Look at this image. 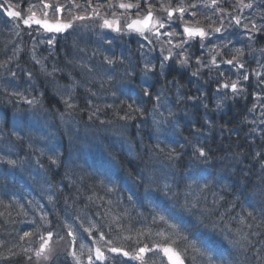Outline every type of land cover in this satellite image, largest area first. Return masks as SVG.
Instances as JSON below:
<instances>
[{"label":"snow or ice","instance_id":"1","mask_svg":"<svg viewBox=\"0 0 264 264\" xmlns=\"http://www.w3.org/2000/svg\"><path fill=\"white\" fill-rule=\"evenodd\" d=\"M225 4L227 7L224 6ZM229 8L237 11V14L233 15L228 10ZM254 8L264 11V0H260L259 3H255V0H248V2L235 0V3H232V0H189L188 3H185V0H177L175 6L172 0H167V2L165 0H135V2L132 0H103V2L101 0H95V2L94 0H83V2H78V0H15V3L13 0H0V12L10 18V21L6 23L13 24L14 34L21 36L23 33L33 41L30 49L31 59L35 65L39 66L40 74L45 77L54 78L56 73L63 70L53 65L49 71L43 59L36 56L39 46L47 45L49 49H53L58 40L65 38V33L72 35L80 27L95 26L108 29L109 31L104 35L110 38L103 40V43L109 48L114 40L133 35L141 37L148 45L153 44L150 37L159 38L164 35L169 38L165 43L170 45L167 49L160 47L161 56L158 65L151 61H144L142 66L137 67L131 62L125 64L127 59L125 57L116 58L107 55L102 56L100 65L95 67H89L87 64L79 65L91 74V82H98L101 88L105 84L111 85L115 82L118 68L123 69V75L120 76L121 81L140 76L142 79L139 94L147 97L148 101L157 102L153 105L152 114V126L157 142L150 151L155 158L170 162L168 167L172 170V178L170 179L168 175L158 177L147 170L138 173V182L149 189L141 199L140 207L136 209V216L143 222V226L134 225L131 212L124 206V197L117 187V157L109 149H105L111 158L105 159L103 156L97 158L88 178L94 180L95 185L100 187L105 195L115 193V200L111 198L104 200V197L97 194L95 187L89 185L92 195L88 196L87 200L89 205L96 207L95 212L77 210L69 213L65 209L64 218L56 217L55 226L52 220L48 219L47 213L42 215L40 219L41 227L45 228L44 232H40L38 228L35 232H24L19 237L20 240L28 239L29 244L32 242L31 237L34 235L38 237L37 248L22 247L26 255L29 252L32 253L27 255L28 261L42 260L47 264H57L61 254L57 253L54 238L56 242L67 238V246L62 255L65 260L71 257L73 264H85V260L86 264H131L132 261L138 264H152L155 258H159L161 264H185L186 258L188 264H194L196 260H199V264H242L241 258H243L247 264L252 257L255 258L252 264H264V245L257 248L256 244H259L260 240H254L256 237H264V153L258 151L253 154L254 157H260L261 168L257 183L252 184L250 180L248 181L252 184L253 198L249 200L247 207L238 204L237 198L228 201L229 212L237 207L240 211L228 215L226 221V213L218 211L220 202L224 201V196L213 193L215 198L209 205L208 198L204 195L212 184V179H210L212 174L207 173L206 169L201 166L208 165L213 159V154L206 145L200 143L198 135L203 126L211 129L212 123L208 119H203L201 127H197L198 120L189 121L188 128L196 138L194 140L185 138V142L179 145V149H190L188 155L191 159L184 165L188 171L180 173L179 179H176L175 162L182 160L184 152L173 147L171 142L161 147L163 142L160 139V133L164 131L163 126L171 125L176 114L171 108H167V116L157 112L159 107L164 106V100L167 98L164 89L174 82L167 81L160 91L155 93L150 91L154 85L148 82L149 78L164 77L165 70L169 66L178 65L187 68L192 77L200 79H203V69H208L209 75L215 70L216 75L211 77L215 84L214 95L218 97L214 111L222 110L221 100H235L237 97L244 96L246 94L244 82L250 80L249 73L245 69L248 61L242 59L245 56L242 47H230V45H233V36L237 38V41L239 40L240 30L244 31L249 41L255 33H264V23L258 26L251 16L245 17L248 20L247 23L241 19L244 9ZM204 9L211 10V15L204 12ZM133 10H135L134 16ZM161 12L164 13L163 16L158 15ZM186 15L188 19H185ZM198 15H202L204 20L208 21L207 25L197 18ZM212 16H216V19L213 20ZM260 19L264 21V15ZM85 21L91 23L85 25L83 23ZM173 24L181 31L177 32L172 27ZM166 28L169 30L161 32V29ZM174 36H182L183 39L173 42L172 37ZM195 44L205 51L207 59L201 56L195 57L196 67L195 70H191L193 57L189 54V49ZM143 47L144 45H141L138 49L141 56L144 55ZM173 49L180 51L174 52ZM19 50L17 46L13 49L12 57L0 62V79L11 78L9 83L14 84L16 88H19V85L15 84L18 71L26 76L28 81L34 79L33 72L21 68L19 64L15 65L16 70L9 67ZM261 52L264 54V49ZM168 61H171V65L166 63ZM256 62L259 63V61ZM221 65L231 66L226 69L229 75H225V69H222ZM255 74L256 88L259 91L254 92L253 95L257 101H260L261 94L264 93V73L256 72ZM68 75L71 84L66 86L67 91L60 98L67 109L75 110L79 105L69 101L73 98L75 88L84 85H81L71 73ZM233 75L236 79H232ZM208 82L204 81L205 84ZM175 87L177 103L192 101L194 109L203 107L208 110L207 94L202 88H197L199 95H185L180 91L184 86L175 82ZM247 87H252V85L249 83ZM4 91L10 97H18L15 103L23 102L30 107L37 103L35 98L28 99L19 91L8 92L7 89ZM85 91L91 96H96V93L86 86ZM124 94L122 91L121 95ZM112 95L115 96L116 93L113 92ZM128 100L132 101L127 103V108L131 112L139 113L141 116L145 114L144 108L137 105L131 96H128ZM86 103L91 105L92 101L87 100ZM256 107L257 104L253 103L249 111L254 112ZM260 108L264 109V103L260 104ZM80 110L84 111V109ZM99 111L98 107L94 108L88 119L93 120ZM260 115L264 117V111H261ZM60 118L64 119V113L60 114ZM132 118L128 113L121 117L125 120ZM99 123L105 124L106 121L100 120ZM252 123L255 121L253 120ZM260 123L264 124V119L260 120ZM24 127L25 121L21 117H16L13 131L5 134L4 129L0 128V139L8 135L15 137L18 141L23 140L24 137L20 135V132L24 131ZM261 138L264 139V137ZM111 147L113 146L110 145L109 148ZM29 148H32L31 144ZM34 151H39L41 156L44 155L43 150ZM59 155L55 153L54 157H48L50 163L57 167L60 166ZM36 162L39 164V159ZM0 164L11 168L19 166L17 160L10 159L7 155H0ZM40 167L43 168V165L41 164ZM65 175L67 176L68 173L66 172ZM79 178L81 181L84 180L83 176ZM72 183L75 182L72 181ZM153 186H155L154 191ZM79 190L77 188V191ZM231 191H235V188ZM76 199H73V205ZM48 200L54 203L53 196L50 195ZM127 200L135 206L131 196H128ZM97 201L101 203L97 204ZM65 203L67 204V201ZM89 205L84 207L87 208ZM141 208L143 211L140 210ZM153 225L157 226L155 230ZM85 240L89 243L85 244ZM4 246L5 242L0 241V248ZM189 251L192 253L191 257L187 256ZM5 252H0V262L6 261L11 264L13 258L19 255L11 248L5 249ZM250 252L251 256H249Z\"/></svg>","mask_w":264,"mask_h":264},{"label":"trees","instance_id":"2","mask_svg":"<svg viewBox=\"0 0 264 264\" xmlns=\"http://www.w3.org/2000/svg\"><path fill=\"white\" fill-rule=\"evenodd\" d=\"M259 13L264 14V11L260 10ZM0 15L3 16V18H0L1 51L7 45V43L11 42L13 39L11 37L12 35H10V28L8 27L9 25L6 23L8 19H6L4 17V14H2L1 12ZM1 20H5V23L2 24L3 22H1ZM74 44L76 46H74ZM96 48L100 49V46L91 44L89 41L82 39V37L79 35L75 39L65 42L60 47L57 46V53L54 58L52 57L49 63V71H51L53 65H56L63 71L56 73L54 78L45 76L39 77V80H45L46 89L41 87L43 84L39 85L37 76H34V79L32 81H28L27 77L23 76L20 72H18V79L15 80V84H18L19 88H16L14 84H10V79H0V103L4 102V100L11 99V97L8 96L7 92H5L4 89H7L8 92L20 90H22V92L25 91L30 99L35 98V100L37 101V103L32 107L26 104L25 107L18 106V108L22 107L23 110L26 109L28 111L26 113V118H29L27 121L30 122V120H33L30 123L26 122L27 124L25 127H37V129H39L40 125H43L47 130L46 134L50 132V136L53 137V139L48 143L58 149L57 153L60 154L58 163L60 165L59 167H62V169L57 166L46 164V170H58V172L62 170V174L64 176L54 179L53 176L45 174L39 179L34 180L29 177V182H23V176L26 169L31 167L38 168L39 164H37L35 160L29 157L30 154H32L29 145L18 144V140L14 141L12 139V136H8V139L4 138L3 141L11 143L10 145L14 149H17L18 147L19 153H21L22 155L29 154V156L20 158L19 166L16 168H11L2 164H0V167L7 170L14 176V179L11 182L18 181L21 184L19 185V187L24 193H26V191L28 190L33 191V188H35L34 193H38V195H40L41 197H49L51 195L53 197H56L57 199H60L61 205H53V207L56 208L55 217L49 219L56 222V217L60 219L64 218L65 209H67L69 213H74L77 210H84V206L89 205V202L84 201V199L92 195V191L89 189V185L94 186L97 194L101 197H104V200H108L110 198L115 200V193L105 195V192L100 187L95 185V181L88 178L89 174L93 171L92 165H94L97 158L101 156H103L105 159L111 158V156H109V153L105 151V149H109V151L113 155H116V164L120 167V169L116 171L117 176H122L126 172H137L130 177H127L120 181L117 180V187L119 188V193L124 197V206L127 207L131 212V217L134 225L136 227H142L143 222H141L140 218L136 216V209L140 207V201L145 196L146 191H148L149 189L146 185L142 186L138 182V173H140L142 170H147L151 174H154L158 177L168 175V173L172 171L168 167L170 162L167 160H163L162 158H160V160L158 158L155 159L153 153L150 151V149H152L155 144H152L154 143L153 141H147L146 137L142 140H136L134 141V143L130 144L129 140H127V138L125 137V133L130 135V130H128L126 125H137H134L132 122H127L125 120V123L121 122L123 120L121 119V117L125 115L122 107L117 106L115 103L114 109L107 108L109 104L106 105L103 100L102 94L108 95L107 92H105V89H109L112 86H115L116 88L112 87V91L117 92V87H124V90L128 91L129 94L135 97L136 104L143 107L145 102L149 101L147 97H143L139 94V85L141 84L142 78L136 76L131 80L121 81L120 76L123 75V69L118 68L115 82L111 85L105 84V86L103 87L104 89L101 90L98 82H91V74L87 72V69H82L81 67H79V65L81 64H87L89 67L100 65V62L102 60L101 58L88 56V59H82L81 57V53L84 50L88 54H90L92 50L95 51ZM88 50H91V52H89ZM119 50L122 51L123 48ZM61 55H63V57H61ZM125 58H129V60H127L125 64L131 62L133 64H136L137 67L142 66V63L145 61V59L141 57L140 54L132 49L131 51L125 53ZM6 59L7 58L2 56V59L0 58V62L5 61ZM84 59L87 61H85ZM138 59H140L142 63H140ZM165 72L168 73L170 71L166 70ZM69 73H71V75L75 77L77 81H80L81 85H84L77 86L75 88L73 98L69 101L70 103H77L79 105V107L75 110L67 109L60 98L61 95H64L66 93V86L71 84V79L68 75ZM170 77L171 79L175 77L180 85H186V87H182L185 88L184 90L181 88V93L185 95H199V93H197V90L193 91L192 89L202 88L203 92L207 94L206 102L208 103V110L215 109V84L212 81H209L207 84H205L202 80L198 81L197 79H195L194 81H190L187 77L186 78L188 81L186 79L184 80V70L177 67L172 68ZM148 82L149 84L154 85V87H152L150 91L155 93L160 91L161 87L167 82V80L164 79V77L151 78V80ZM85 86L87 88H90L92 92L96 93V96L93 99H87L86 96L90 93L85 91ZM40 88H43V90L45 89L44 91H46L44 92L45 95L42 94L41 97L39 92ZM167 88H169V86ZM167 88L164 89L165 93H167L166 96L168 97V100H165V102L170 101V98H172L173 96L171 90ZM247 99H249L251 103V100L253 98L248 97L246 98V100ZM87 100H91L92 104H87ZM150 102L153 104L154 102L156 103L155 100H152ZM187 102L189 101H184L187 106L193 105L192 101L191 104ZM43 104L45 105V107H43ZM232 105L233 106L228 104L224 105L225 111L222 112L223 115L218 118L219 120L212 122L211 129H209L208 126H203L201 128V132L198 135V139L201 144L204 143L203 141L208 140L209 148H222L225 150L224 153L217 155L215 154V159H212L208 165H202L201 167L205 168L207 173L212 174V177L210 178L212 179V184L210 188L205 191L204 195L207 196L209 205L215 198L213 196V193L224 196V201L220 202L218 211L221 213H226V221L228 215L235 214L236 212L240 211V208L237 207L229 212L227 203L228 201H232L234 198H237L238 204L247 207L249 200L253 198L254 192L252 184L257 183L258 177L261 174L259 163L260 157H254L253 154L258 151L264 153V139L261 138L264 137V124H261L260 121L256 119V116L247 118V113H245L237 103H233ZM148 106L149 104L147 105V107ZM96 107H98L100 111L96 114V117H94L93 120H89V114ZM31 109L34 110L35 117H32L33 113L30 112ZM80 109H84V111H81ZM198 109L200 110V112L205 111L203 107H200ZM1 111H3L2 113H4V115L6 114L4 112V107L0 108V112ZM188 112L187 116H185L181 112L182 115H178L177 118H182L184 120L189 118L188 120L190 121V117L193 114H191L190 111ZM61 113H64L63 120H61L60 118ZM69 113L71 114L69 115ZM114 113H116V115H114ZM40 118L44 120L37 121L40 120ZM100 120L106 121V123L100 124ZM253 120L255 121V124L252 123ZM201 125L202 123L199 122L197 124V127H201ZM254 125L257 127H254ZM177 126L179 125L175 123H173V125H166V128H164L165 130L163 132L170 131L171 135L175 136L176 134H172V130L176 129L178 133L179 131L177 129ZM25 127L24 129H26ZM214 127H219L220 131L218 134H216L215 131V136L210 137L208 135V132L213 131L214 133ZM135 128L136 127H132L131 131H135ZM182 130H187L186 134V131L179 133L185 134L184 142L185 138L192 139L193 137H195L187 125L186 127L185 125H182ZM58 131L64 132L63 140H59L62 137V134L56 133ZM188 131L190 132L188 133ZM51 132L55 133L51 134ZM141 133H139L135 137H141ZM27 134L28 140H30L31 142H34L36 140V133ZM149 136L154 135L149 134ZM24 141L27 143V140ZM167 141H169V139H167ZM175 141L177 142L176 144L171 142L172 146L177 147L180 151H185L186 155H188L190 149H179V142L177 141V139ZM124 143L130 144L131 147H127V150L125 152H122V154L125 156L122 157L117 152V150H123L125 147H123V145H125ZM110 145L113 147L109 148ZM4 148L5 147L2 146L0 140V154L7 156L11 155V152H6ZM33 148H35V146H32L31 149ZM18 150H16V152ZM93 150L95 151L93 152ZM143 150L145 154L140 153L143 152ZM132 152L136 153L135 155L140 158L138 160H135L134 154ZM49 156L53 155L49 154ZM19 157H21V155H19ZM42 161L51 164L49 160ZM159 161H161L162 163H159ZM159 165H162V168L159 167ZM184 165H186V163H184ZM184 165L183 167H181L180 163H177V165L175 164L176 173L178 176L180 173H184V171L182 170H186V172L188 171V169L184 167ZM66 172L68 173L67 176L65 175ZM245 174H247V176ZM27 175H29L28 171ZM80 176L84 177L83 181L80 180ZM249 180L252 182V184L248 183ZM72 181H74L75 183H72ZM125 181H127V183L124 185L123 183ZM128 183L130 184L128 185ZM60 184H62L63 187H58ZM77 188H79L80 190L77 191ZM233 188H235V191H231V189ZM2 189L3 187L0 185V192H2ZM152 190H155V186H153ZM128 196L132 197V201L135 202V206H133V204H131L127 200ZM77 197L78 199H76ZM45 199L46 200L42 199L41 206H44L48 203V198ZM73 199H76V203L74 205L72 204ZM65 201H67V204L65 203ZM96 203L99 204L101 203V201H97ZM3 205L4 202H0V213H2L1 207ZM89 206L90 209L95 207L94 205ZM140 210L143 211L142 208ZM145 215H147V213H145ZM3 217L9 219L6 216ZM15 221H20L18 215L14 217L12 215V217H10V220H8V223L16 225ZM148 222L150 223V221ZM40 223H42L41 220H38L34 226L36 227L37 224ZM0 224L7 225V221L6 223ZM28 227L30 228V232H32V227ZM152 227L155 230L157 226L153 225ZM5 231V228H0V233L2 234H0V241H5ZM34 237L37 236L34 235ZM5 238L9 239L11 241V244H5L4 248H0V252H5V249L8 248H11L16 252L19 248L22 250V247H27V242H20L17 236L14 234H10V236L6 235ZM256 239L260 240V243L256 244L257 248L264 245V237L254 238V240ZM187 256L191 257L192 253L189 251ZM249 256H251V252L249 253ZM15 258H13L11 264L15 262ZM241 260L242 264H245L243 258H241ZM254 260L255 258L252 257V260L248 261L247 264H252V261ZM0 264H8V262H0ZM185 264H188L187 258ZM194 264H199V260H196Z\"/></svg>","mask_w":264,"mask_h":264},{"label":"bare ground","instance_id":"3","mask_svg":"<svg viewBox=\"0 0 264 264\" xmlns=\"http://www.w3.org/2000/svg\"><path fill=\"white\" fill-rule=\"evenodd\" d=\"M165 2H167V0H165ZM176 2H177V0H172V4L174 6H175ZM256 2L259 3L260 0H256L255 3ZM203 11L206 12L208 15H211V10L204 9ZM134 12H135V10H134ZM161 13H158V15H161ZM132 14H133V16L135 15V13H132ZM232 14L236 15V14H234V12H232ZM242 16H245V12H243L241 14V17ZM0 18H3V16L0 15ZM197 18L200 19L204 25H207L206 24L207 20H204V17L202 15H198ZM173 19H175V17ZM185 19H188L187 15L185 16ZM212 19L215 20V16H212ZM259 20L262 21L261 19H259ZM262 22H264V21H262ZM89 23H91V22H89ZM177 23H179V22H177ZM121 24H123L122 21H121ZM258 26H259V24H258ZM172 27L175 28V30L177 32L181 31V29L176 27L175 24H173ZM112 35H114V34H112ZM79 36H81V35L79 34ZM240 36H242L240 38V39H242V41L240 39H239L240 41H233V45H230V47H233V46L234 47H242L244 49L245 56L242 59L248 61V63L245 65V67H247L248 70L250 69L252 72L255 71V73L256 72L264 73V70L261 71L264 68V67H261V65H264V54H262V52H261V50L264 49V33H255L253 35V38L250 41L248 40V37L244 33L243 30H240ZM90 38H92V37H88L87 36V37L82 38V39H85L86 41H89ZM104 38L109 39L110 37L105 36ZM125 38L128 39L127 36H124V39ZM15 40H16V38H15ZM120 41H122V40L121 39L114 40L110 48H109L108 45L104 44V46H102L103 49H104L103 50L104 52H102L101 55L103 56V54L105 55V53H107V54L115 53L117 56H119L120 54H122V53H120V50H119L120 47L124 48V49L126 47H129L130 49L135 50L137 53H140L138 51V49L140 48L141 45L136 43V41L127 40L128 43L127 44L123 43L122 45L120 44L121 43ZM124 41H126V40H124ZM131 41H133V42H131ZM7 45H9V43H7ZM118 46H119V48H117ZM100 49H101V46H100ZM145 51H146V47L144 46L143 47V53L144 54H145ZM175 52H179V51L176 50ZM199 52H203V54L205 55V52L202 51V49L200 50L198 44H195L193 47H191L190 54L192 56H196V57L199 56ZM53 53H54V55H56L57 51H53ZM120 56L125 57V55H120ZM126 56H128V55H126ZM160 56L161 55H159V54H157V57H156V55L153 56L154 57L153 59H154L155 62H153L152 60H149L147 58L145 60L146 61H151V62H153V63L158 65ZM202 57H203V55H202ZM127 60H129V58L126 59V61ZM138 61L140 63H142V61L140 59H138ZM256 61H259V63H257ZM168 65H171V64H168ZM175 67L181 68L182 70H184V79L187 80V78H188L190 81H194L195 79H197L198 81H201V80L202 81H205V80L212 81L211 77L216 75L215 70H213L211 75H209L208 74V69H203L202 70L203 79H200L199 77H192L191 73H190V70L187 69V68H182V67H180L178 65L175 66ZM195 67H196V65L194 63V66H192L191 70H195ZM172 68L173 67H170V66L166 68V70H169L170 72H168V73L165 72L164 79H166L167 81H173V82L177 81L178 82V80H176L175 77H173L172 79L170 77ZM221 68L222 69H227V68H230V66H225V68L224 67H221ZM255 73L254 74L253 73H251V74L249 73L250 80L247 81V82H244V85L246 87V94L244 96L237 97L235 100H229V101L221 100L222 110L214 111L213 109H210V110H205V111L200 112L199 109H194L192 105L187 106L186 103H184V102H182V104H179V106L175 105L174 103H172L170 101L164 102V106L163 107H159L157 109V112L158 113H162L164 116H167V108H171L173 112H177V113H175L176 115L174 117V122L173 123L179 125V126H177V129H178L179 132L177 133L176 129L172 130V134H176L175 136L171 135L170 131L160 133V139L163 142V143H161V146L164 147L165 144L170 143V142L176 144L177 143L175 141L176 139L179 142L178 145L184 143V135L187 133V130H182V125H185V127H186V125L188 126V124H189V120L188 119L189 118L184 120L182 118L181 119L177 118V116L180 115V114L182 115V113L185 116H187V112L188 111H190V113L193 114L190 117V120H198L200 123L203 124V119H208L212 123V122H214L216 120H219L218 118L221 115H223L222 112L225 111V109H224L225 106L224 105L228 104V105L233 106L232 105L233 103L234 104L237 103L238 106L245 113H248V114H251L252 116H256L257 117L258 116V114H257L258 112L257 111H259L258 107H260L261 103L257 104L256 110L254 112H250L249 109H251L252 106H253V103H256V102L254 101V99L251 100V103H250L249 99L246 100V98H248V97H252L253 98L254 97L253 93L259 91V89L256 88L257 77H256ZM227 74H229V72L227 70H225V75H227ZM150 80H151V78H149V81ZM249 83L252 85V87H247V85ZM182 85L184 87H186L185 84H182ZM112 87L116 88L115 86H112ZM112 87L109 88V89H105V92H107L108 95L102 94L103 100L106 103V105L107 104L111 105V107H107V108L114 109V104L116 103L117 106H119V107L121 106L122 107V109H123V111L125 113H128L131 117H133L132 119H127V120L123 119L121 121V122H124V123H125V121L132 122L134 125H137V126H131V124H130V126L126 125L128 130H130V135L125 133V137L127 138V140H129L130 144L134 143V141H136V140H142L145 137H146L147 141H153L154 143H152V144H156V142H157L156 141V133L154 132V129H153V126H152V114H153V105L156 104L157 102L156 103L154 102V104H153L150 101L149 102L146 101L144 106H143V108L145 110V114L143 116H141V115H139V113L131 112L127 108V103H131L132 102L131 100H128V96H131L133 98V100H135V97L132 96L131 94H129L128 91L124 90V87H117L118 90H117V92H115L116 95L114 96V95H112V93H113ZM102 89H104V88H101V90ZM182 89L184 90L185 88H182ZM182 89H180V91H182ZM192 90L195 91L197 89L193 88ZM122 91L125 93L124 95H121ZM23 95L27 96V93H24ZM261 96H262V98H261L260 101L264 102V95L261 94ZM86 97H87V99H93L95 96H91L90 94H88ZM14 98L15 97H11V99L4 100V102L0 103V108L4 107V112L6 113L4 115V113H2L3 111L0 112V128H3L4 132H6L7 130H13L14 129V124L16 122V117H21L25 121V124H26L27 120L29 119V118H26V113L28 112L26 109L23 110L22 107H19L21 109L20 110L19 108L14 107V105H13ZM215 98H214V101H216L218 99V97H216V96H215ZM10 100L13 101V102L10 103L9 102ZM122 101L124 103H122ZM148 104H149V106L147 107ZM43 107H45L44 104H43ZM30 112L33 113L32 117H35L34 110L31 109ZM114 115H116V113H114ZM157 118H159V116H157ZM42 120H44V119L40 118V120H37V121H42ZM32 121L33 120H30V122H32ZM30 122H28V123H30ZM173 123L171 125H173ZM132 127H136L135 131L134 130L131 131ZM25 128H26V129H24L25 132L36 133V136H35L36 140L34 142H30V144H32V146H35V148L30 149L31 152H32V154H30V156H29V154L22 155L21 153H19V150H18L19 148L18 147H17V149H14L10 145L11 143H7V142L3 141L4 138L8 139V135H5V137L3 139H0L1 143H2V146L5 147L4 150L6 152L7 151L11 152V155H9L8 158L17 160L18 162H19L20 158H22V157L24 158V157H27V156H29L30 158H32L35 161H37V159H39V167L38 168L31 167V168H27L26 169V171L24 173V176H23V182L24 181L29 182L30 181L29 177L35 180V179H39L40 177H42L45 174H49V175L53 176L54 179H56L57 177L64 176L62 174V170H60L59 172H58V170L57 171H51V170L47 171L46 170L47 167L45 165L46 164L47 165H53V164H48V163H45V162L42 161V160H49L48 159L49 154H52L53 156H55V153H57V151H58V149H56L53 145L48 143L50 140L53 139V137L50 136V132L48 134H46L47 130H46V128L43 125H40L39 129H37V127H29V126H27ZM164 128H166V125L163 126V129ZM137 129H138V131H137ZM213 130L219 133L220 128L219 127L218 128L214 127ZM184 131H186L185 134H179L180 132H184ZM189 132L190 131H188V133ZM53 133H55V132H51V134H53ZM56 133L62 134V137L59 140H63L64 132L58 131ZM139 133H141V137H135ZM149 134L154 135V136H149ZM208 135L210 137H213V136H215V132L213 134V131H209ZM165 136H166V138H165ZM195 138L196 137H193L192 139L194 140ZM167 139H169V141H167ZM11 141H13V140H11ZM14 141H16V140H14ZM203 142H204L203 144L208 147L209 141L205 140ZM124 144L125 145H123V147L124 146L125 147H124L123 150H120V149L117 150V152L122 157L124 156L122 154V152H125L127 150V147H131L130 144H127V143H124ZM7 147H10V148H7ZM42 148H43V152H44V155H42V156L40 155L39 151H34V150H37V149L42 150ZM209 149L211 150V152L213 154V159H215L214 158L215 154L217 155V154H221V153L225 152V150L222 149V148H217V149L209 148ZM16 150H18V151L16 152ZM94 151L95 150H93V152ZM183 152H184V156L182 157V160L175 162L176 165H177V163H180L181 167H183L184 163L187 164L189 162V160L191 159L188 155H186L185 151H183ZM140 153L141 154H145L144 150H143V152H140ZM133 154H134V159L135 160H138L140 158V157L135 155L136 153H133ZM19 155H21V157H19ZM158 159L160 160V158H158ZM159 163H162V162L159 161ZM41 164L43 165V168L40 167ZM142 164H143V162H142ZM53 166H56V165H53ZM159 167L162 168V165H159ZM59 168L62 169V167H59ZM119 169H120V167H119V165H117L116 171H118ZM27 171L29 172V175H27ZM182 171H184V173L186 172V170H182ZM135 173H137V172H133V173L132 172H126L122 176H117V180L120 181L122 179H125L127 177L132 176ZM168 176H169L170 179L172 178L171 177V171L168 173ZM13 179H14V176L11 173H9L7 170H5V169L0 167V185L3 187L2 192H0V202H4V205L1 207V210H2L3 214L0 215V223H6V221H7V225L0 224V228H5V230L8 232L7 233L5 231V234H4L5 241H2V242H5V244H11V241L9 239L5 238L6 235L10 236V234H14L19 239V237L24 232H30V228L28 226L32 227V232H35L38 228H39L40 232H44L45 228L41 227V223L37 224L36 227L34 225L36 224V222L38 220H41L40 217L42 215H44L45 213H47L48 219H51V218L55 217L56 208H54L53 205H57V206L61 205L60 199H57L56 197H53L54 198V203H50L49 200H48V203L46 205L41 206L42 199L46 200L45 198H48V197H41L40 195H38V193L37 194L34 193L35 188H33V191L32 190H30V191L28 190V191H26V193H24L20 189L19 185H21V184L18 181L11 182ZM176 179H179L178 175H176ZM126 183H127V181H125L123 184L125 185ZM129 184L130 183H128V185ZM58 187H63V185L60 184ZM84 201L88 202L87 198L84 199ZM20 204H22V205H20ZM89 209H90V206L85 208L84 211H87L89 213H93V212H95L97 210L96 207L91 208L90 211H89ZM12 215H13V217L18 215V218H19L20 221H17V222L15 221L16 225L8 223V220H10V217H12ZM3 216L8 217L9 219H7V218H5ZM93 218H95V217H93ZM52 222H53V226H55L56 222L55 221H52ZM9 232H11V233H9ZM19 241L20 242H27V247L26 248H33V249H34L35 245H37L39 243L38 238L34 237V236L31 237V241L33 243H35V244H33L32 242H31V244H29L28 243V239H25V240H20L19 239ZM54 241L56 242L55 238H54ZM64 242H67V238H65ZM84 243L88 244L89 241L85 240ZM66 246L67 245L63 244L62 241H59V242L55 243V247H56L57 253L61 254L60 260L57 262V264H73V261H72L71 257H67V259L65 260L63 255H62V252H63V250H64V248ZM16 252L19 253V255L14 259L15 262L13 264H38L37 260H33L31 262L27 260V255H31L32 254L31 252L27 253V255H26L20 248ZM19 260H20V262H19ZM85 264H86V260H85ZM131 264H138V262L132 261ZM152 264H153V262H152Z\"/></svg>","mask_w":264,"mask_h":264},{"label":"rangeland","instance_id":"4","mask_svg":"<svg viewBox=\"0 0 264 264\" xmlns=\"http://www.w3.org/2000/svg\"><path fill=\"white\" fill-rule=\"evenodd\" d=\"M256 1V0H255ZM13 2L15 3V0H13ZM78 2H83V0H78ZM94 2H95V0H94ZM101 2H103V0H101ZM132 2H135V0H132ZM189 2V0H185V3H188ZM245 2H248V0H245ZM232 3H235V0H232ZM257 3V2H256ZM24 6H26V4L24 5ZM225 7H227V5L225 4L224 5ZM230 12H234V14H237V11H233L232 9H228ZM120 11H123V10H120ZM243 12H245V16H242L241 17V19H242V21L244 22V23H247L248 22V20L247 19H245V17H249V16H251V18L253 19V20H255V22H256V24L258 25H261L262 23H264V22H262V21H260L259 19H260V17L262 16V15H264V14H261V13H259L260 12V10L259 9H252V10H249V9H244L243 10ZM242 12V13H243ZM133 13H135L134 12V10H133ZM3 14V13H2ZM164 15V13H161V15L160 16H163ZM217 15H219V13H217ZM7 19H9V21H10V18H8V17H6ZM188 18V17H187ZM215 19H216V16H215ZM1 22H3L2 24H4L5 23V20H1ZM123 22V21H122ZM79 23V22H78ZM85 25H88V24H90L89 23V21H85V22H83ZM208 23V21L206 22V24ZM7 24L9 25L8 27L10 28L9 30H10V35H12L11 37H12V41L11 42H9V45H6L1 51H0V53H1V56H0V58L2 59V56H4L5 58H9V57H12L13 56V49L14 48H16L17 46L19 47V51L18 52H16V55H15V58L13 59V61H12V63L9 65V67H11L13 70H16V68H15V65L16 64H19L20 66H22L21 68H23V69H25V70H27V71H32L33 72V74H34V76H37V79H38V83H39V85H41V84H43L41 87H43V88H45L46 89V84H45V80H39V77H41V76H43V75H41L40 74V72L38 71V69H39V66L38 65H35L34 63H33V61H32V59H31V57H32V52L30 51V49H31V47H32V44H33V41L27 36V35H24L23 33H21V36H16L14 33H15V30H14V28H13V24L11 23V22H7ZM74 27H75V25H74ZM167 30H169V29H161V32H164V31H167ZM70 32L72 31V30H69ZM109 30L108 29H102V28H98V27H95V26H92V27H87V26H85V27H80V28H78L75 32H73V34L72 35H68V33H65L64 34V36H65V38L64 39H61V40H58V42H57V44H56V46L53 48V49H49L48 48V46L47 45H40L39 46V48L37 49V52H36V56L38 57V58H41V59H43V61H44V64L48 67V70L50 69V67H49V63H50V60L52 59V57L54 58V53H53V51H56V47L58 46V47H60L61 45H63L65 42H67V41H69V40H73V39H75L76 37H78V35L80 34L81 35V37L82 38H85V37H92V38H90V40H89V42L91 43V44H94V45H96V46H101V49H98V48H96V50L94 51V50H92V52H91V50H88L89 52H91L90 54H88L85 50L81 53V57H82V59L83 58H85V59H88V56H90V57H93V56H95V57H97V58H101L102 59V52H104L103 50V47L102 46H104V43H103V40H106L107 38H104L105 37V35H104V33H106V32H108ZM112 34H114V35H116L115 33H112ZM84 35V36H83ZM103 36V37H102ZM128 37V39L127 38H125L124 39V37L121 39L122 41H120L121 43V45L123 44V43H125V44H127L128 43V41L127 40H134V41H136V43H138L139 45H144L145 47H146V51H145V54H144V56H141V57H143L144 59H149V60H152L153 62H155L154 61V55H156V57H157V54H159V55H161V53H160V47L161 46H163V47H165V49H167L168 47H170V45H167L166 43H165V41H167L169 38L167 37V36H164V35H161V36H159V38H156V37H150L152 40H153V44L152 45H148L147 44V42L146 41H144L141 37H138V36H135V35H133V36H127ZM242 36H240L239 37V39L241 38ZM15 38H16V40H15ZM183 39L182 38V36L181 37H172V39H173V42H175L177 39ZM232 39H233V41H237V38L235 37V36H233L232 37ZM124 40H126V41H124ZM241 41H242V39H240ZM240 40H238V41H240ZM131 42H133V41H131ZM206 44H207V42H206ZM185 47H187V46H185ZM118 48H119V46H118ZM119 49H122L121 47L119 48ZM150 49H154V50H151L150 51ZM180 51L179 49H173V51L175 52V51ZM201 50V49H200ZM129 51H131V49L129 48V47H126L125 49L123 48V50L122 51H120V53H122V54H120V55H125V53L126 52H129ZM135 51V50H134ZM190 51H191V48L189 49V54H190ZM202 51H204V50H202ZM95 52V55H93V53ZM205 52V51H204ZM138 54H140V53H138ZM148 54V55H147ZM165 55L167 54V52L165 51V53H164ZM105 55H107V56H113V57H116V58H120V57H122V56H120L119 55V57L115 54V53H110V54H107V53H105ZM141 55V54H140ZM147 55V56H146ZM191 55V54H190ZM202 55H203V57L205 58V59H207V56L206 55H204L203 54V52H199V56H201L202 57ZM103 56H104V54H103ZM192 56V55H191ZM61 57H63V55H61ZM89 57V58H90ZM193 57V62H192V64H191V69H192V66H194V58L196 57V56H192ZM6 59V60H7ZM84 59V60H85ZM157 59V58H156ZM85 61H87V60H85ZM146 61V60H145ZM152 62V63H153ZM167 64H171V61H168V62H166ZM221 67H224L225 68V66L224 65H221ZM231 67V66H230ZM245 69H246V71L248 72V73H255V71H251L250 69L248 70L247 69V67H245ZM226 70V69H225ZM264 70V68L261 70V71H263ZM19 72V71H18ZM227 75H229V74H227ZM226 75V76H227ZM9 79H11V78H8V80ZM232 79H236V76L235 75H233L232 76ZM185 80V79H184ZM180 84V83H179ZM169 86V88H167V89H170L171 90V92L173 93V96H172V98H170V102H172V103H174L175 105H177V106H179V104H182V102H180V103H177L176 102V96H177V89H176V87H175V82L173 83V84H170V85H168ZM175 87V88H174ZM43 88L41 89H39V92H40V97H41V95L43 94V95H45V93H43V92H46V91H44L43 90ZM19 92H21L22 94H24V93H26L25 91H23L22 92V90H20ZM263 95H264V93H262ZM166 95H167V93H166ZM167 97V96H166ZM28 99H30L29 97H28ZM253 99H254V101L256 102V104H260V103H264V102H261V101H257L256 100V98H255V96L253 97ZM16 100H18V97H15L14 98V103H13V105H14V107H16V108H18V106H23V107H25V103H23V102H20V103H15V101ZM166 100H168V97L166 98ZM164 102H165V100H164ZM187 103H189V104H191V101H189V102H187ZM174 106V105H173ZM108 107V106H107ZM106 108V107H105ZM258 110L259 111H257L258 113V116L256 117V119L258 120V121H260V120H262V119H264V117H262L261 115H260V113H261V111H264V109H262V108H260V107H258ZM249 117H253L251 114H248L247 113V118H249ZM27 122H29V121H27ZM27 124V123H26ZM25 124V125H26ZM255 124V123H254ZM254 127H257V126H254ZM14 130V129H13ZM13 130H7L6 132H5V134H7V133H10L11 131H13ZM16 131H19V129H15ZM215 132V131H214ZM28 133V132H27ZM26 132H25V130L23 131V132H20V135L21 136H23L24 137V139L22 140V141H17V143L18 144H27V145H29L30 144V140H28V134H27ZM214 134V133H213ZM216 134H218V132H216ZM12 139L13 140H16V138L15 137H12ZM24 140H27V143L24 141ZM25 142V143H24ZM16 143V142H15ZM34 144V143H33ZM32 145V144H31ZM1 155V154H0ZM55 243H57V242H55L54 241V245H55ZM62 243L63 244H65V245H67V242H64V241H62ZM38 245H39V243L37 244V245H35V247H34V249L35 248H37L38 247ZM155 260V259H154ZM37 262H38V264H47V262H45V261H42V260H37Z\"/></svg>","mask_w":264,"mask_h":264}]
</instances>
